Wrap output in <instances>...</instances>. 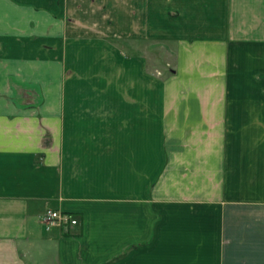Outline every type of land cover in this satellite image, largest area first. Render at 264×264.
<instances>
[{
  "label": "crops",
  "instance_id": "crops-1",
  "mask_svg": "<svg viewBox=\"0 0 264 264\" xmlns=\"http://www.w3.org/2000/svg\"><path fill=\"white\" fill-rule=\"evenodd\" d=\"M0 264H264V0H0Z\"/></svg>",
  "mask_w": 264,
  "mask_h": 264
},
{
  "label": "built area",
  "instance_id": "built-area-1",
  "mask_svg": "<svg viewBox=\"0 0 264 264\" xmlns=\"http://www.w3.org/2000/svg\"><path fill=\"white\" fill-rule=\"evenodd\" d=\"M42 220L47 228L57 225L63 230H68L71 226L78 223L77 219L70 213L51 208H48L43 212Z\"/></svg>",
  "mask_w": 264,
  "mask_h": 264
},
{
  "label": "rangeland",
  "instance_id": "rangeland-1",
  "mask_svg": "<svg viewBox=\"0 0 264 264\" xmlns=\"http://www.w3.org/2000/svg\"><path fill=\"white\" fill-rule=\"evenodd\" d=\"M120 46H123L125 43L122 39H119V41L117 42Z\"/></svg>",
  "mask_w": 264,
  "mask_h": 264
}]
</instances>
